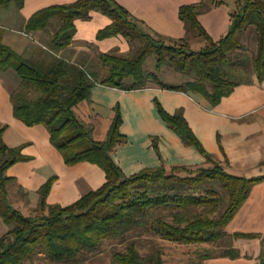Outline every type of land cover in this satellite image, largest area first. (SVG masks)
Returning <instances> with one entry per match:
<instances>
[{"label": "trees", "instance_id": "obj_1", "mask_svg": "<svg viewBox=\"0 0 264 264\" xmlns=\"http://www.w3.org/2000/svg\"><path fill=\"white\" fill-rule=\"evenodd\" d=\"M12 2L21 6L24 0H0V7ZM222 2L203 0L197 5L181 7L180 17L188 32H196L205 39L197 50L186 38L167 42L146 30L143 22L117 0H76L42 8L32 15L29 30L48 29L58 20L52 41V48L58 51L72 45L77 19L91 17L92 11L108 15L112 22L99 31L98 38L123 35L141 43L134 55L102 53L104 63H113L108 76L93 73L89 67L64 55H53L51 59L26 57L0 40V70L14 69L21 78V85L12 93L14 115L28 125L45 124L52 143L64 154L67 164L90 161L99 164L107 174L104 185L66 207L48 204L47 197L54 183V178L49 179L40 188L42 215L27 216L10 202L8 184L14 178L7 173L8 167L26 157L21 148L10 147L4 141L1 129L0 215L9 229L0 237V264H28L37 254H44L48 261L59 264H82L99 254L106 241L115 238L124 241L130 232L141 228L187 244L230 237L224 228L264 176L249 178L229 172L228 160L217 161L206 151L183 109L171 114L158 102L159 111L170 127L186 144L200 149L213 165L195 169L157 168L135 175L126 174L113 157L115 148L126 140L120 130L121 111L118 109L104 141L96 140L92 129L75 112L76 105L91 99L98 83L136 89L154 81L169 89L201 92L217 105L242 82L231 76L235 69L231 72L227 67L234 65L231 56L244 47L242 34L249 26L255 28L258 39L253 69L263 81L264 0H237L229 31L214 40L199 20L200 9ZM150 55L156 56L157 67L170 63L189 79L182 84L163 82L157 72L145 68ZM22 85L36 87L38 95L20 89ZM225 195L227 207L220 216H211L208 211L223 204ZM235 236L255 235L236 233ZM126 247V250L112 247L114 264H165L160 253L144 255L135 240ZM219 254L234 257L240 252L232 247Z\"/></svg>", "mask_w": 264, "mask_h": 264}, {"label": "crops", "instance_id": "obj_2", "mask_svg": "<svg viewBox=\"0 0 264 264\" xmlns=\"http://www.w3.org/2000/svg\"><path fill=\"white\" fill-rule=\"evenodd\" d=\"M76 0H24L23 5L12 2L0 7V40L26 57L36 55L51 59L64 55L85 66L94 63L99 68L104 51L118 49L122 55L130 50V40L123 35L98 38L101 29L111 24V18L92 11L91 17L77 19V31L72 45L60 53L49 42L54 31L28 29V21L38 10ZM129 9L144 28L167 42L182 38L190 42L185 21L180 17L184 5L200 4L203 0H117ZM237 0H223L220 4L205 5L199 20L208 33L219 40L229 31L231 12ZM249 26L242 35L245 49ZM257 47L258 39L256 35ZM256 47V48H257ZM65 49V51H63ZM49 50V51H48ZM37 58V57H36ZM100 73V72H99ZM105 73V72H104ZM103 74V73H101ZM104 75V74H103ZM234 91L214 105L203 93L165 88L149 81L144 88L126 89L98 83L89 100L76 105L75 112L82 123L93 131L98 141L108 137L109 130L121 111V132L126 140L119 144L113 157L122 170L132 175L145 170L174 167L200 168L211 164L207 156L194 145L186 144L161 115L158 102L174 114L184 110L186 119L204 148L217 161L225 163L227 170L245 177L264 176V80L257 73L241 80ZM186 82V81H185ZM21 85V78L14 69L0 70V130L10 147L21 148L26 157L11 167L7 173L14 180L8 184V197L22 213L42 211L40 188L51 178L54 183L47 202L68 206L87 193L107 182V174L99 164L81 161L70 165L64 154L52 143L51 133L45 124L28 125L14 115L12 93ZM33 216V215H27ZM0 215V237L9 229ZM229 246L237 256H213L224 264H262L264 261V179L256 183L251 193L232 221L225 228ZM236 233L254 234V237L235 236Z\"/></svg>", "mask_w": 264, "mask_h": 264}, {"label": "rangeland", "instance_id": "obj_3", "mask_svg": "<svg viewBox=\"0 0 264 264\" xmlns=\"http://www.w3.org/2000/svg\"><path fill=\"white\" fill-rule=\"evenodd\" d=\"M58 20L55 19L54 22L48 30L55 31L58 25ZM194 36L192 37L190 43L193 49H199L205 43V39L201 36H198L196 32L192 33ZM243 35V34H242ZM129 40V39H128ZM247 44L245 49H240L236 51L231 57H233L234 65L229 64L230 71L232 68L233 72L231 76L236 80H245L248 79L253 73V55L257 52V41L255 33H249L248 40L244 39ZM52 41L49 42L52 45ZM141 46L140 41H130V50L122 55H134L139 51ZM118 49L110 48L104 52H117ZM49 51V50H48ZM65 51V49L63 50ZM60 53H63L60 51ZM49 54L53 57V54L49 51ZM30 57L39 56L29 55ZM99 68H96L95 64H89V70L91 72H100L103 73L104 76H108L109 71L113 63H104L102 59L98 58ZM145 64V68L148 71H155L159 75L160 80L165 83L170 84H182L189 79V77L182 72L178 71L173 65L170 63H165L161 67H157V58L155 55H150ZM105 72V73H104ZM102 74V76H103ZM156 83V82H155ZM20 89L25 91H30L32 95H38L39 91L34 86H24L22 85ZM211 163L209 166H212ZM181 174H185V172H181ZM224 191V190H223ZM225 200L223 204H221L216 210L208 211L211 216H220L222 211L227 207V196L224 197ZM25 215H33L34 217H38L42 215V212L39 213H31L28 210H24ZM167 214L168 212L165 211ZM225 229V228H224ZM229 237H217L216 240L213 241H205V242H197V243H180L177 241H172L166 238H163L154 232L148 229H137L128 234V238L124 241L121 238H115L106 241L104 247H102V251L90 258L87 262L82 264H114L113 256H112V247L117 246L121 250H126L127 247L132 241L137 242V246L140 251L144 255H152L160 253L165 264H224L220 260H216L213 256H217L230 245ZM209 254V255H208ZM28 264H59L52 261H48L44 254H37L33 258L27 261Z\"/></svg>", "mask_w": 264, "mask_h": 264}]
</instances>
